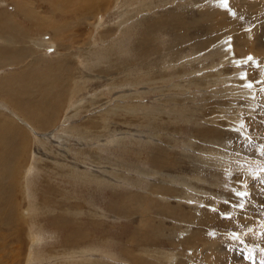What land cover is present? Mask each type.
I'll return each mask as SVG.
<instances>
[{
	"label": "rangeland",
	"instance_id": "obj_1",
	"mask_svg": "<svg viewBox=\"0 0 264 264\" xmlns=\"http://www.w3.org/2000/svg\"><path fill=\"white\" fill-rule=\"evenodd\" d=\"M231 2L233 0H228L225 5L224 0H111L107 10L97 13L83 25L75 20V17L84 16L79 9L67 15L68 21L73 18V25L75 22L70 27L71 30L80 29L95 37L94 51L89 57L86 49L79 47V44L74 45L75 42L83 40V35L76 37L77 34L73 35V31L69 29L67 34L73 35H69L71 39L63 36L67 40L64 43H72L71 52L78 55L74 65L80 69L81 77H84L79 81L81 86L76 88L73 102L75 107L82 108L81 115L72 120L68 111L65 116L70 120L64 116L65 120L63 118L61 124L52 123L49 130L42 131L34 125L38 124L36 118H33L29 128L19 120L24 119L23 116L0 99V116H9L15 122L12 124L13 128L17 126L24 130L31 141L34 140L32 157H35L32 168L28 171L27 167L28 179L17 180L16 182L20 181L18 191L13 194L20 216L23 218V213L24 218L32 220L27 225V229H31L32 240L29 242L23 234L20 235V242L16 241L15 229L9 224V213L2 214L0 263L8 260L4 257L16 254L20 244L24 246L20 258L25 254L32 258L39 257L37 255L45 248L49 253L51 246L46 245V242L42 244L43 237L48 238L52 244L62 245L65 233L57 230L52 220L54 213L60 211L59 207L65 208L58 201L62 200L68 201L69 205L75 203L81 207L77 210L85 213V220L90 218L88 209L93 208L95 215L90 218L86 232L92 238L95 237V240L105 233H110L113 239H121V243L127 237L129 239L127 244L119 245L115 241L113 246L116 247L111 255L110 252L106 254L108 249L103 250L106 255L102 252L97 256L88 253L90 259L92 257L105 262V258H108L114 264L115 261L111 259L117 257L116 263L126 262L120 260L119 253L122 247L126 250L130 245L136 246L139 233L138 228L133 225L146 216L147 227L142 232L145 235L143 240L146 237H155V228L163 223L168 227H178L179 233L172 236L171 244L167 242L171 238L170 234L167 233L165 239H162V249L174 252L173 247L177 245L176 252L187 259L182 257L174 263L171 262L172 264H190L188 260L191 253L198 256L194 258V264H204L203 254L206 252L214 256H211L209 264H216L214 258L220 254L219 264H264V185L254 179L257 176L264 177V156L261 155L264 152V0H249L248 3L253 6L247 11L238 4L232 6ZM44 6L46 9L47 6ZM206 10L215 12V19L210 23L198 22ZM60 13H56L60 19L58 21L64 22V15ZM166 18H169L168 22H164ZM219 18L222 19L219 21ZM159 21L161 22L157 25ZM27 27H24L25 32H29ZM151 29H154L153 33L159 31L152 42L156 50L153 52V45L142 47L146 50L143 53L140 44ZM107 32L110 36H107ZM101 33L106 34L105 40ZM46 34L49 35L50 32L47 31L40 38L44 40ZM218 36L223 39L208 45V50H198L197 46L204 47V42ZM240 37L243 38L242 43L247 45L242 54L235 49L236 38L238 40ZM117 42H120L121 48L112 47ZM50 43L52 45H47L45 52L48 53L49 60L55 62L60 54L56 44L52 40ZM115 49L118 50L117 53ZM99 52L103 57L100 65L91 61L94 56L100 58ZM124 65L131 68L130 73H124ZM104 67L109 72L103 70ZM10 72L11 68L0 67V78L4 80ZM245 73L247 80L241 79ZM154 74L161 76L151 78ZM90 75H98V78H91ZM144 77L153 82H168H160L159 86L146 84ZM249 82L252 84L251 88L247 86ZM174 86L178 89H174ZM136 97L139 103L136 102ZM96 99L98 106L90 110L86 103ZM31 101L35 108L38 98ZM220 104L225 105L222 107L224 110L216 112L210 109L211 106ZM124 107L127 109L121 110ZM73 110L75 111L72 108L71 111ZM100 115L106 117L104 128L82 126L83 122ZM93 121L96 122V119ZM198 128L205 129V135L198 133ZM114 140H124L126 144L116 146L112 144ZM139 143L146 146L145 157L140 160L145 171H151L152 161L147 157L151 158L158 146L163 151L157 157L178 165L166 171L171 180L164 183L161 178H155L152 171L148 175H142L134 168L127 174L124 167L119 166V162L108 163L112 157L122 158L131 164L136 154L134 146L138 148ZM10 152L11 150L7 152L8 156ZM122 153L124 156H121ZM106 157H109L108 162ZM56 163L60 165L59 170L63 169L64 181L50 184L57 177ZM157 163L158 166L165 165L161 160ZM133 164L136 168L138 161L134 160ZM40 168L43 169L39 174ZM3 170L6 172L7 168ZM2 172L0 181L5 184L10 181V176ZM22 172L18 169L16 173ZM49 174L51 179L48 182L45 178ZM117 176H128L134 181H142L143 184L134 186L126 179L115 180L114 177ZM39 177L42 181L37 182ZM93 177L96 179L92 180ZM239 180L247 183V191L250 193V199L241 202L244 204L243 211L231 207L237 203V198L232 193L243 190ZM12 184L15 188L13 181ZM56 186L63 190L67 200L57 199L55 203L58 208L47 210L42 200L53 188L56 190ZM163 186L177 192L165 194L161 190ZM132 191L153 200L148 204L144 202L146 209H138L135 196L129 193ZM122 198L130 203L135 213L132 221L109 209L113 202ZM5 203L9 204L8 194L5 198L0 194V208L7 209L8 205L4 206ZM178 204L184 206V210H179L182 213L180 217L175 216L174 211H170V217L160 213V208L167 205L177 207ZM12 210L13 217H16L15 210ZM98 210H102L104 218L94 221ZM197 211L201 212L200 219H196ZM26 213H29L28 216ZM22 229H26V226ZM38 231L44 232L42 234L47 237ZM18 233L22 234L19 228ZM37 239H41V243L38 242L35 246L32 241ZM133 239L136 241H132ZM187 239L192 242L191 247L186 246ZM208 243L214 244L211 249H208ZM60 253L61 258L57 261L56 258H47L44 261L38 258L37 261L42 263L31 264H74L86 259L84 254L73 257V260L64 251ZM62 256H65V260ZM105 263L110 264L107 261Z\"/></svg>",
	"mask_w": 264,
	"mask_h": 264
},
{
	"label": "bare ground",
	"instance_id": "obj_2",
	"mask_svg": "<svg viewBox=\"0 0 264 264\" xmlns=\"http://www.w3.org/2000/svg\"><path fill=\"white\" fill-rule=\"evenodd\" d=\"M248 1L249 0H233V2H231V5L233 6V4L234 5L238 4L239 6H241V8L244 9V11H247V10H250L253 6V4L248 3ZM114 2H116V0H114ZM110 3H111V0H4V1L0 0V67L11 68V72L7 75V77H4V80H2V78H0V99H3L5 102L8 103V105L15 108V110L18 112V114L20 113L23 116L24 119H19L20 116L16 117L23 124L28 125V127L30 128L29 124L32 125L33 118H36L38 120V124L34 123V125L36 124V127H38L42 131H47L50 129L52 123L61 124V121L63 120L65 114L68 111L70 112V116H71L72 120H76L79 117V115H81L82 112L80 109H82V108L75 107L73 102H75L76 88L81 86V85H79V83H80L79 81L84 79V77H81L80 69H78V67L74 65L75 61L78 59V55L71 52V50L73 49L72 43H70L68 45L66 43H64V41H67V40L63 36H68V40H70L71 36H73L75 34H77L76 37H78L79 34L83 35V37H84L83 40L75 42L74 45L79 44V47L86 49L87 53L90 54L89 57L92 56V52L94 51L93 50V39L95 37H94V35H92L88 32L84 33V31H81L80 29L71 30L70 27L74 26L75 22L73 25V18L70 19L72 21V23H71V21H68L67 15L70 12H73V11L79 9L84 16H81L80 18L75 17V20L79 21L80 24L83 25L88 20L92 19L95 15H97V13L107 10L108 7L110 6ZM44 5L47 6L46 9H44V7H45ZM57 12H61L64 15V19H65L64 22L58 21L60 19H58V16L56 15ZM202 12H204V11H202ZM215 15H216L215 12L210 11V10H206V12L202 13L201 18L198 19V22L210 23L211 21H213L215 19ZM221 19L219 18V21ZM168 21H169V18H166L164 20V22H168ZM160 22L161 21H159L157 23V25H159ZM224 22H226V20ZM219 26H220V24H219ZM24 27H27L29 32H27V31L25 32ZM165 27H166V25H165ZM219 28H221V27H219ZM69 29L71 31H73V35L71 33L67 34V31H69ZM153 30L154 29H151L150 32H148L146 34L144 40H142V42L140 44L141 45L140 48L143 51V53L146 50L143 49L142 47H150L151 45H153L152 42L155 41L153 39V37L157 33H159L158 30L153 33ZM47 31L50 32V34H49L50 37H49V35L46 34L45 39H47V40H45V39L42 40L40 38V36L45 34ZM231 31H229V32H231ZM113 32H115V31H113ZM234 33H236V32H234ZM85 34H86V36H85ZM106 34H107V36H110V33H109V35H108V32ZM106 34L101 33L103 40L106 39ZM229 34H231V33H229ZM69 35H71L70 39H69ZM222 36H220V37L218 36L216 39H209L208 40L209 42H207V43L203 41L205 46L204 47H198L197 46L198 50L200 52L205 51L206 49L208 50V48H209L208 45H210V44L212 45L213 43L223 39ZM241 37L238 40L236 38V41H235V49L240 54H242V51L245 50V48L247 47V45L242 43L243 38H241ZM50 40H52L56 44V46L58 47L57 52H59V54H60L59 58L55 62H51L49 60L48 53L45 52V47H47V45L48 46L52 45L50 43ZM119 41H120V39H119ZM119 43L117 42V44L113 45L112 47L121 48L119 46ZM197 44H199V43H197ZM4 45H6V46H4ZM18 45H21V47L19 48ZM117 49H115L116 53L118 51ZM152 49H153V52H155L156 47H154V45H153ZM224 49H226V48H224ZM153 52H152V54H153ZM227 52H228V50H227ZM256 53H258V52H256ZM87 55H86V57H87ZM99 56H100V52H99ZM86 57H85V59H86ZM176 57H177V55H176ZM87 59H88V57H87ZM93 59L94 60H91V61H94L98 65H100V62L103 61V57H101V56H100V58L94 56ZM42 62H44V64H42ZM113 64L116 65L115 63H113ZM124 66H125L123 69V70H125L124 73H130L129 71L131 70V68H128L127 65H124ZM133 66H134V64L130 67H133ZM95 68H99V67L95 66ZM119 68H120V66H119ZM102 69L106 70V72H109V69L107 70V68H105V67ZM115 70H116V68H115ZM90 71H92V70H90ZM119 71H117V72H119ZM98 72L100 74L101 69H99ZM165 73H167L166 70H165ZM98 75L97 76H91L90 75L89 77L98 78ZM118 75H119V73H118ZM159 76H161V74H154V76L151 75V78H157ZM144 78H145L146 84H157L159 86L160 82H168L165 80H159V82L158 81L153 82V80H151L150 78H149V80H146V77H144ZM131 82L132 81L130 80V83ZM174 89H178V87L174 86ZM36 97L38 98V104L35 108H33V104H32L33 102L31 101V99H34ZM137 97H136V102L139 103V101H137L138 100ZM98 99H96L93 102H87L86 103V105L89 104L90 110L94 109L95 106H98L97 105V104H99ZM69 101H70V103H69ZM224 106L225 105H223V104H220L219 106L213 105V106H211L212 108H210V109L211 110L213 109L216 112L222 111V109L224 110V108H222ZM72 108L75 109V111L74 110L71 111ZM124 109H127V108L124 107L121 110H124ZM65 118H67V120H70V118H68L66 116H65ZM65 118H64V120H65ZM93 119H96V122L93 121ZM13 122L14 121L9 116H6V114H1V116H0V147H1L0 163L3 164V168H5V167L7 168V171L5 172V170H3V168H1L0 173H1V171H3L2 174L7 173L10 176V181H7L5 184H1L2 182L0 181V194H1L2 198L7 197V194H8V200H9V204H7V203L4 204V206L8 205L7 209L0 208V225L2 224V221H3L2 220V214H5L6 212H8L9 216H10V223L9 224L12 225L15 229L16 241L20 242L21 236L24 234V236H27L28 241L30 242L32 240V234L30 231L31 229L30 230L27 229V225L32 223V220L28 219V218H24L25 214H23L22 212L21 213L23 215V218L20 216V210L17 209V205H16V199H15L16 197H14L13 194L18 191V183L20 181H18V182H16V181L19 179L20 180H24L25 178L28 179L27 178L29 176L28 171L30 170V168H32L33 158H35V157H32V155H33L32 152H33V148H34V143H33L34 140L31 141L29 139V137L25 135L24 130L18 128L17 126L13 128L12 127ZM105 122H106V117L104 115H100V116L93 117L92 119H88L87 122H83L82 126H84V127L87 126V128L91 127V126H95L96 129H102V128H104L103 124ZM204 130L205 129H203V128L197 129L198 133L200 132V134L202 136L205 135ZM16 143H18V144L16 145ZM112 144L117 146L119 144H126V142L124 140H114ZM152 146L153 145H151V147ZM115 149L118 150V148H116V147H115ZM9 150H11V152L8 156L7 152ZM134 151L136 154H135V158L131 161L132 162L131 164L127 160H123L122 158L110 157L111 160H109V157H106V160H107V162L109 160L108 163H114L115 161L119 162L120 163L119 166H123L124 169L126 170L127 174L130 172V170L132 168H134L137 173H141L142 175H148L152 171L155 175V178H161L162 182H164V183H167L169 180L172 179L171 176L166 173V171L168 170V168L170 169V168L176 167L178 165L170 163V162H168L162 158L157 157V154L159 152L163 151L162 147L158 146V149L155 148L153 156L151 158L147 157L148 160L150 159L152 161L151 171L150 170L145 171L144 169H142V166H141V161L145 157V152H147L146 146H143V145H141V143H139L138 148H135V146H134ZM96 154L101 155L100 153H96ZM121 156H124V154L122 153ZM1 158L3 160H1ZM134 160L138 161V165L136 168L134 167V164H133ZM158 160L165 162V165L164 166H158V163H157ZM55 166H56L55 170H57V173H56L57 177L54 180V182H52V183L50 182V184H54V183H58L60 181H62V182L64 181L62 179L63 178V176H62L63 169L59 170L60 165L58 163H56ZM27 167H28V171H27ZM18 169H21L23 172L20 174H17L16 172L18 171ZM42 169L43 168H40L39 174L41 173ZM46 169H47V167H46ZM117 169H118V167H117ZM30 174H31V171H30ZM81 178L82 177L80 176V179ZM45 179L48 180V182H49L51 179V174H49ZM95 179H96V177H93L92 180H95ZM114 179L115 180L126 179L131 184H133L134 186H137L138 184L139 185L143 184L142 181H134V180L130 179L128 176H126V178L117 176V177H114ZM12 181L15 184V188H13ZM36 181L37 182L42 181L41 177H39V179H36ZM36 185H38V184H36ZM37 187H36V189H37ZM54 189L55 188H53L50 193L48 192V194L42 200V202H44L46 204L47 210H49L50 208L51 209L58 208V206H56V203H55L57 199L65 198L67 200V197L61 188H58L56 186V190H54ZM161 190L165 194H167L169 192L174 194L177 192L175 189H171V188L165 187V186H163V188ZM129 193L136 197V198L134 197V200L136 201L135 204H136V207L138 209H141L143 207L145 208V203L148 204L151 200H153L152 198H149L143 194H139L135 191H132ZM25 196L27 197V195H25ZM38 197H39V195H38ZM52 199H55V200L53 201ZM69 200H71V199H69ZM58 201L61 202L63 204V207H65V208L59 207L60 211H58L57 213H54L52 220H53V224H54L55 228L57 230L65 233L62 245L61 244H52V243H50V240H48V238L43 237L42 241H41V239H39V240L42 242V244H43V242H46V245L49 244V246H51V248L49 249V253L47 252V248H45L44 251L41 249L43 252H41L39 254L36 253V255L38 254L37 256H39V257L32 258L30 256H27V254H25V255H23L22 258H20V252L24 248V246L20 244L18 246L19 251L17 252V250H16L17 253L11 254L12 256H10V257H4V258H8V260L6 262H1L0 264H31L33 262L42 263V261H40V260L37 261L38 258H40V259L42 258L41 260H43V261L46 260L47 258H49V259L56 258V261H57L61 258V257L59 258V256H60L59 254H61L60 252H63V251L67 256L72 257V258L76 257L77 255H83V254H84V256H86V259L84 258L83 261H80V262L74 263V264H106L105 263L106 261L108 263H110L108 261V258H105V259H107L105 262L97 261L96 258L92 259V257L90 259L89 254L93 253L95 256H97L99 254L101 255V252H102V254H105L103 250L108 249V253H106V254H109V252H110L109 255H111V251H113L115 249L114 247H116V246H113L114 242L115 241L119 242V245H120L121 239H113V237L110 235V233H105V234L101 235V237H99L98 239L95 240V237L92 238L91 234L86 232L87 227H88V223L90 222V218L94 217V215H95V211L93 210V208L88 209L87 212H89L90 218L85 220V218L83 217V214H85V213H82L81 211L77 210V209H81V207H78L77 204L71 203L69 205L68 201H62V200H58ZM4 202H6V200H4ZM28 202H29V199H28ZM44 203H41V204L44 205ZM31 205H32V203H31ZM172 206L173 205H167L166 207L160 208V213L164 216L169 215V217H170L171 216L169 214L170 211H174L175 212L174 215L177 217H180L182 215V213L179 210H184L183 209L184 206L181 204H178L177 207H172ZM8 208H9V210H8ZM12 208L16 212V217H13ZM109 209L111 212H115L116 215H119L122 217L125 216L126 219L129 221H132V217H134V215H135V213L131 209L130 203L127 200H125L124 198L118 199V200H116V202H113L112 205L109 207ZM101 212H102V210L101 211L98 210L94 221H99V220L104 218V215ZM31 213H32V211H31ZM197 213H198V211H197ZM200 213L201 212H199L197 214L196 219H200V217H201ZM28 214L29 213H26V216H28ZM202 215H203V213H202ZM177 217H175V218H177ZM179 220H180V218H179ZM91 221L94 222L93 220H91ZM14 223H15V225H14ZM47 224H49V223H47ZM24 226H26V229H22ZM133 226L138 228V233H139V235L137 236V241L135 239L132 240V241H136V246L130 245V246H128V248L126 250L123 249V247H122V249L119 253V257H120V260H126V262L121 261L120 264H172L171 262L174 263L179 258L185 257L183 254L176 252L177 251V249H176L177 245L173 247L174 252L173 251H166V250L162 249V246H163L162 242H164V241H162L163 238L165 239V237L168 234H170L171 238L167 242H169V244H171L172 236L179 233L177 226L168 227L167 225H165L163 223V224H161L160 227L155 228V230H156L155 237H146L145 240H143L145 235L142 232L147 227V217L145 216L144 218L138 219L137 224L135 223ZM42 227H40V228H42ZM18 228L20 229L22 234L18 233ZM125 228H126V225H125ZM37 233H34V235H36ZM42 233H44V232H39V234H42ZM157 233H159V234L157 235ZM42 235H44V234H42ZM39 237H40V235H38V238ZM45 237H47V235ZM61 239H63V238H61ZM188 239H190V238H188ZM188 239L186 240L187 242H185L186 246L191 247L192 242L190 243ZM39 240L38 239H37V241L33 240L32 244L36 246V244H38ZM128 241H129V239L127 237L123 243L127 244ZM41 242H39V243H41ZM56 243H58V242L56 241ZM123 243H121V244H123ZM144 243H147L148 245L144 244ZM116 245H118V244H116ZM206 245H208V249H211L214 244L212 245L211 243H208ZM31 248H32V246H31ZM189 251H191V250H189ZM28 253H29V251H28ZM112 253H114V252H112ZM46 255H47V257H46ZM203 255H205V257L203 256L204 257V264L211 263L212 254H210V253L207 254V252H206ZM62 257L64 258L65 256H62ZM112 257H114V255H112ZM196 257H198L197 254L196 255H193L192 253L190 254V256H189L190 260H188L190 262V264H194L196 262L194 259ZM212 257H214V256H212ZM185 259H187V257H185ZM185 259H182V261ZM64 260H65V258H64ZM73 260H74V258H73ZM111 260L115 261V263L113 262L114 264H119L118 262L116 263L117 257H114ZM220 260H221V254L216 255L214 258L215 263L219 264ZM49 261H51V260H49Z\"/></svg>",
	"mask_w": 264,
	"mask_h": 264
},
{
	"label": "snow or ice",
	"instance_id": "obj_3",
	"mask_svg": "<svg viewBox=\"0 0 264 264\" xmlns=\"http://www.w3.org/2000/svg\"><path fill=\"white\" fill-rule=\"evenodd\" d=\"M224 2H225V5H227L228 0H224ZM249 59H251V58H249ZM241 79L247 80V74L245 73L244 75H242ZM247 86L249 88H251L252 87L251 82H249ZM261 155L264 156V152H261ZM254 179L257 180L260 184L264 185V177L257 176ZM238 182L241 184V188L243 190H237V191H234L232 193L237 198V203L234 205H231V207L239 208V209H241V211H243L244 210V204L241 202L249 200L250 199V193L247 191L248 185L245 181L239 180ZM227 218L231 219V217H227ZM244 218L246 219L247 217H244Z\"/></svg>",
	"mask_w": 264,
	"mask_h": 264
}]
</instances>
